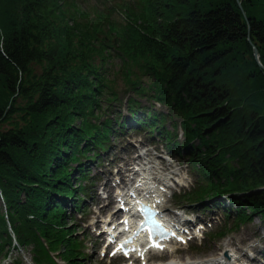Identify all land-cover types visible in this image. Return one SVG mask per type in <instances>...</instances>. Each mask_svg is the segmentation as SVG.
Returning <instances> with one entry per match:
<instances>
[{
  "label": "trees",
  "instance_id": "16d2710c",
  "mask_svg": "<svg viewBox=\"0 0 264 264\" xmlns=\"http://www.w3.org/2000/svg\"><path fill=\"white\" fill-rule=\"evenodd\" d=\"M239 1L0 0V262L21 247L84 264L67 206L127 125L177 152L178 124L203 179L188 199L225 194L235 226L264 220V0Z\"/></svg>",
  "mask_w": 264,
  "mask_h": 264
},
{
  "label": "rangeland",
  "instance_id": "374dc122",
  "mask_svg": "<svg viewBox=\"0 0 264 264\" xmlns=\"http://www.w3.org/2000/svg\"><path fill=\"white\" fill-rule=\"evenodd\" d=\"M178 11H183L186 7L178 8ZM206 9V7L204 8ZM203 9V11H204ZM119 62L114 60L113 63L108 64V69L112 68L113 72L116 73L119 68ZM121 73L118 76V84L121 86L122 77ZM156 109H163L162 106L155 105ZM141 141H146L143 137H133L129 138H121L118 140L115 148L106 155L105 160L106 162L102 167L97 168L96 166L91 167V174L98 175L99 177L104 179L106 184V188L109 190V198L102 199L100 195L91 192L92 197L94 199L89 200V217L87 219H83V221H77V225L79 227L78 235L80 239L87 242V258L85 259V264H119L117 261L110 260V259H102L98 253V245L91 244V242H96V239L99 237L97 235V230L95 228L98 226L100 220L104 218L107 214L111 213L113 210V203H109L111 197L114 192V180L119 179V177H115L112 174H116L118 170V166H123L122 161H126L132 158V155L135 154V147L130 144H135L136 146L141 143ZM146 143V142H143ZM109 157V159H108ZM111 163V164H109ZM120 168V167H119ZM186 169V167H185ZM186 173L187 179L192 183L195 184V177L193 173L187 169ZM100 186V184H99ZM189 187V186H188ZM188 189V188H184ZM106 192L102 194L103 197H106ZM91 201V202H90ZM87 203V201H86ZM175 203L178 205L189 206L188 204H182L175 200ZM175 206H178L176 205ZM167 206V205H165ZM102 207L103 210H102ZM71 211V209H70ZM207 216H211L214 218H221L220 211H208ZM214 224H218V220H214ZM231 226V223H229ZM214 226H212L213 228ZM228 227V226H227ZM228 242H231V245H226ZM225 244V245H224ZM220 250H226L229 254L234 256H240L244 254L245 259H243V264L247 263L248 261H252L253 257L255 256L256 260L258 258L263 261L262 256L264 253V221L259 219L257 216L253 215V218L247 222H243L236 227H230V229H226V236L223 239H209L207 238L206 241L201 243V245H190L186 249L178 250L174 254H165L164 258H175L174 260H201L203 258H207L209 256L216 255ZM30 248H20L11 250L12 258L15 259H22L25 264H32L31 263V253ZM10 253V254H11ZM249 257L251 260H249ZM249 263V262H248ZM1 264H11L9 261H3ZM259 264V263H257Z\"/></svg>",
  "mask_w": 264,
  "mask_h": 264
},
{
  "label": "bare ground",
  "instance_id": "6f19581e",
  "mask_svg": "<svg viewBox=\"0 0 264 264\" xmlns=\"http://www.w3.org/2000/svg\"><path fill=\"white\" fill-rule=\"evenodd\" d=\"M147 191H148V195H152L153 193L150 192H155L154 189L151 188V182L149 181L147 184ZM114 215V214H112ZM205 229V227H203ZM226 245H231V242H228ZM172 250V247H168L167 251ZM245 255H243L242 258L237 259V261L242 262L243 259H245ZM231 256V255H230ZM229 254L223 255L221 254V252L219 251L218 254L213 255V256H209L207 258H205L203 261H191L189 259H186L184 261H173L174 264H231L230 260H229Z\"/></svg>",
  "mask_w": 264,
  "mask_h": 264
},
{
  "label": "water",
  "instance_id": "95a60500",
  "mask_svg": "<svg viewBox=\"0 0 264 264\" xmlns=\"http://www.w3.org/2000/svg\"><path fill=\"white\" fill-rule=\"evenodd\" d=\"M236 1H237V4H238L239 8L241 9V6H240L239 1L238 0H236ZM252 51H253V57H254V59L258 62V52H257V49L254 46L252 47Z\"/></svg>",
  "mask_w": 264,
  "mask_h": 264
},
{
  "label": "snow or ice",
  "instance_id": "6c2138e0",
  "mask_svg": "<svg viewBox=\"0 0 264 264\" xmlns=\"http://www.w3.org/2000/svg\"><path fill=\"white\" fill-rule=\"evenodd\" d=\"M182 239V238H181ZM154 243H155V241H154ZM159 246V245H158Z\"/></svg>",
  "mask_w": 264,
  "mask_h": 264
}]
</instances>
